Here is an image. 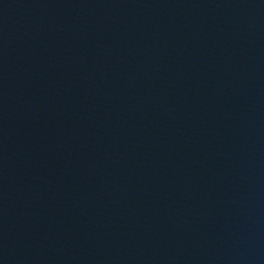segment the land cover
<instances>
[{
	"label": "water",
	"instance_id": "95a60500",
	"mask_svg": "<svg viewBox=\"0 0 264 264\" xmlns=\"http://www.w3.org/2000/svg\"><path fill=\"white\" fill-rule=\"evenodd\" d=\"M0 264H264V0H0Z\"/></svg>",
	"mask_w": 264,
	"mask_h": 264
}]
</instances>
